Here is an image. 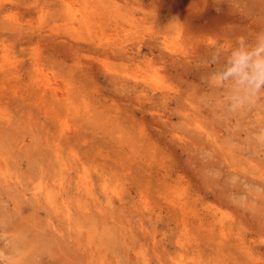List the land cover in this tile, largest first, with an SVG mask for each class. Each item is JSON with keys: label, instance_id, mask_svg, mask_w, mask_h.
I'll return each instance as SVG.
<instances>
[{"label": "rangeland", "instance_id": "1", "mask_svg": "<svg viewBox=\"0 0 264 264\" xmlns=\"http://www.w3.org/2000/svg\"><path fill=\"white\" fill-rule=\"evenodd\" d=\"M183 2L0 0V264H33L12 241L21 211L26 237L79 238L56 264H264L262 68L253 56L222 81L226 26L197 13L227 3L243 51L264 43V15L188 0L178 31Z\"/></svg>", "mask_w": 264, "mask_h": 264}, {"label": "bare ground", "instance_id": "2", "mask_svg": "<svg viewBox=\"0 0 264 264\" xmlns=\"http://www.w3.org/2000/svg\"><path fill=\"white\" fill-rule=\"evenodd\" d=\"M185 2L180 3L181 6H184L182 8H184V14L186 17V22L184 23L185 25L179 26L177 27L178 31H180V29L185 28L186 30H189V26H187V22H189V17L195 16L193 14V12L191 11V9L189 7H186V2H188V0H183ZM227 4V3H226ZM222 5V8L220 9V11L217 12H213L210 11L209 8L206 10V12L203 11H198L197 13V17H199L200 19V27L204 28L205 30H210V31H215V30H219L222 26H226V31L228 30V28H231L233 26V24H237L235 21L234 14L232 15L230 13V8L228 7H224V5ZM217 5V4H216ZM180 5H178L177 3H170L167 7L169 8H176ZM213 6V5H212ZM211 6V8H212ZM214 7V6H213ZM218 7V6H217ZM220 7V6H219ZM246 7H250L249 9H253L257 8L258 11H255L254 13L251 14H257L258 12L260 13L261 16L264 15V2H260L259 0H249V3L247 4ZM225 8V9H224ZM263 8V9H262ZM247 11V9H246ZM248 13V12H247ZM258 13V14H259ZM209 15V19L208 20H204V18ZM250 15V14H248ZM247 16V15H246ZM253 16V15H252ZM257 16V15H255ZM247 18V17H246ZM256 17H254L255 19ZM260 18V17H258ZM258 18L255 19V25L257 26V21L262 20V18L260 20H258ZM241 20H245L243 17H241ZM231 24V27L228 25ZM238 27V26H236ZM225 31V30H224ZM226 31L223 33L222 37L224 38L225 41V45H222V51L226 54V57H232V53L237 51V49H233L230 46V43L235 42L234 40L236 39H231L230 34L227 35ZM217 32V31H216ZM219 38V36H218ZM258 41V40H257ZM255 41V42H257ZM254 42V43H255ZM222 43V39L219 41H216V39H212L209 42H207V44L202 43V46H206L209 48H212L213 46H217L218 44ZM253 43V44H254ZM185 49H183V52L185 54H187V52H185ZM191 53V52H190ZM259 73L261 76H264V69L259 70ZM259 77V75H258ZM260 114H258V118H256V123L259 124V128L260 131L262 132L261 135L264 137V111L263 110H259ZM257 117V115H256ZM263 129V131H262ZM49 199H51L50 196H48ZM81 208H85L83 206H81ZM33 209V207H32ZM30 214V213H29ZM29 214H26L25 212L21 211L20 216L17 220H15L14 222V227H15V235H13L12 241H14V245L16 246V248H22L27 247L26 251H23L22 255H24V257L26 259H32V263L33 264H37L40 260H42L41 264H56L55 261H53V259L51 258L52 252L57 254V252H66V248H71L73 249V246L76 245V247L79 249L81 248V242L78 240H74L73 242L69 241V234H63V231L60 230V235L58 236L57 234H53L51 236L47 237H41L40 233L37 234H33L31 236L26 237L24 234L26 233V231H30V232H36V227H35V223L33 222V218H32V213H31V217ZM74 212L71 211V209H67L66 210V215H67V227H62L64 228L66 231H68L69 228L72 227H76L77 225H79V223H77L75 216L73 215ZM92 216V213H91ZM88 217V215H87ZM92 223V221L90 222ZM94 224V223H93ZM3 233L1 236H5V229H2ZM63 234V235H62ZM9 239H11V237H9ZM6 240H8V238H6ZM37 245V246H36ZM31 249V251L28 253V250ZM46 249H51L50 251L47 252L48 256H39V258H35V252L37 251H41V252H45ZM32 250L34 253H32ZM61 257H63V259H58V263H60L61 261H64L65 264H72L71 259H69V256H67L66 253L61 254ZM46 259V260H44ZM57 259V258H56Z\"/></svg>", "mask_w": 264, "mask_h": 264}, {"label": "clouds", "instance_id": "3", "mask_svg": "<svg viewBox=\"0 0 264 264\" xmlns=\"http://www.w3.org/2000/svg\"><path fill=\"white\" fill-rule=\"evenodd\" d=\"M261 53H264V43H259L252 51L237 50L233 52L229 61L231 67H229L225 72L220 73V79L222 81L227 80L230 76L242 73L253 56L258 58L256 60V66L264 69V57L261 56ZM252 87H254L256 92H258L261 87H264V76H261L259 79L254 81ZM243 102H245L244 98L238 97L234 101V106Z\"/></svg>", "mask_w": 264, "mask_h": 264}]
</instances>
